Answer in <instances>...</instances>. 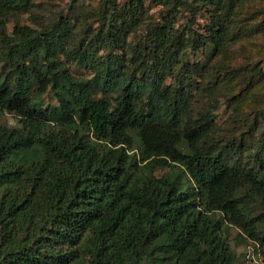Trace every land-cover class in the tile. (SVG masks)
Instances as JSON below:
<instances>
[{
  "label": "trees",
  "instance_id": "16d2710c",
  "mask_svg": "<svg viewBox=\"0 0 264 264\" xmlns=\"http://www.w3.org/2000/svg\"><path fill=\"white\" fill-rule=\"evenodd\" d=\"M254 2L99 0L78 31L72 15L7 32L34 0H0V264H245L234 241L264 264V107L226 134L197 110L248 107L264 82L224 61L229 26L264 37Z\"/></svg>",
  "mask_w": 264,
  "mask_h": 264
},
{
  "label": "rangeland",
  "instance_id": "374dc122",
  "mask_svg": "<svg viewBox=\"0 0 264 264\" xmlns=\"http://www.w3.org/2000/svg\"><path fill=\"white\" fill-rule=\"evenodd\" d=\"M121 2L125 0H120ZM254 6H259L264 8V0H255ZM99 5V0H34L33 8L30 14H14L9 16L5 29L7 32H11L12 27L15 24L19 26H31L34 27L31 16L41 18L45 23H50L56 20L59 16H76L77 20V31L82 27H88L93 25L94 15L97 11ZM148 5V15L151 18V21L157 17L159 6L146 2ZM237 26H229L227 28L228 35V45L229 53L228 57L224 59L225 64L232 69H242L245 68L249 71L250 65H254L257 62V66H262L264 69V37L258 38L253 42L244 41L243 43H235L236 39ZM142 32V30H140ZM235 43V44H234ZM2 49H0V56H2ZM2 62L0 61V66ZM64 66H67L68 69L78 78H89L91 74L85 70L77 69L73 66H68L63 63ZM229 96L222 95L217 97V100L210 98L206 99L203 97L198 104L197 110H213L216 123L223 131V133L232 132V119L233 117L240 115L243 119H250V107H264V82L260 83L256 88L254 94L250 97V106H242L237 111L234 110V104L231 101H228ZM39 100L43 102L50 103V95L38 96ZM252 109V108H251ZM250 116V117H249ZM9 123H12L11 118H6ZM238 232L233 230L231 232V237H235ZM233 249L237 254H240L243 257L245 264H261V257L258 255L255 246L251 242H246L241 245L238 242H233Z\"/></svg>",
  "mask_w": 264,
  "mask_h": 264
}]
</instances>
